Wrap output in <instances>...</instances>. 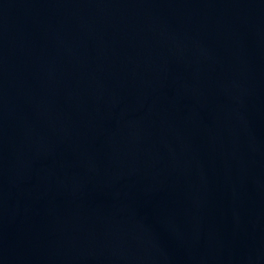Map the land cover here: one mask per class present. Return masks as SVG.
<instances>
[{"label":"water","instance_id":"water-1","mask_svg":"<svg viewBox=\"0 0 264 264\" xmlns=\"http://www.w3.org/2000/svg\"><path fill=\"white\" fill-rule=\"evenodd\" d=\"M0 264H264V0H0Z\"/></svg>","mask_w":264,"mask_h":264}]
</instances>
